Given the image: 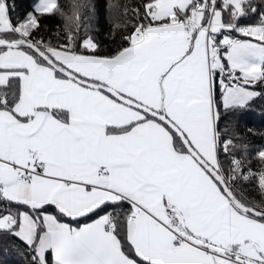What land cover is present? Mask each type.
I'll list each match as a JSON object with an SVG mask.
<instances>
[{"label":"snow or ice","instance_id":"1","mask_svg":"<svg viewBox=\"0 0 264 264\" xmlns=\"http://www.w3.org/2000/svg\"><path fill=\"white\" fill-rule=\"evenodd\" d=\"M18 7L0 0V234L27 264H264V146L220 127L264 95L259 5L110 3L114 47L91 0Z\"/></svg>","mask_w":264,"mask_h":264},{"label":"trees","instance_id":"2","mask_svg":"<svg viewBox=\"0 0 264 264\" xmlns=\"http://www.w3.org/2000/svg\"><path fill=\"white\" fill-rule=\"evenodd\" d=\"M62 11L71 15L73 12L72 5L79 3L81 0H58ZM96 4L98 11L102 13L98 17H94L91 25L93 31L90 33L95 35L96 38L104 45L108 47H114L113 37L110 35L113 27V21L110 19V12L108 4H115L117 2H124V0H91ZM19 5L17 12H22L24 9L29 8L33 3V0H16ZM254 3L259 5L260 10L264 11V0H254ZM82 17L89 15L90 12L81 10ZM257 17H253L251 21L241 20V23L254 22ZM42 23L47 26L46 31L55 43V33L58 28L62 29L64 26V19L59 15H51L43 19ZM119 32L115 36V40H120ZM256 91L264 92V86H260L255 89ZM222 119L220 121V127L223 129L225 123L233 121L236 129L243 135V141L246 142L250 149L264 146V95L255 98L250 102L247 109L241 111L238 115L228 113L227 115L221 110ZM222 159H225L223 156ZM250 197L259 199L257 193L248 192ZM127 205L124 208L127 209ZM95 217H93L94 219ZM82 223L84 221H81ZM28 250L25 245L6 234H0V264H27Z\"/></svg>","mask_w":264,"mask_h":264}]
</instances>
